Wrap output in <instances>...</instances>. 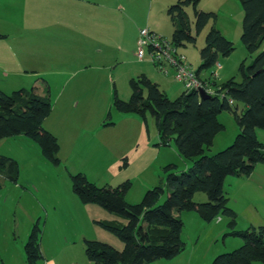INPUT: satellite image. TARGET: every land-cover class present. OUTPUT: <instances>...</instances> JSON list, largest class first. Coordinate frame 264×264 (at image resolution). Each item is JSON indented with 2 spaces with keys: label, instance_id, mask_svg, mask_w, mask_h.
<instances>
[{
  "label": "trees",
  "instance_id": "1",
  "mask_svg": "<svg viewBox=\"0 0 264 264\" xmlns=\"http://www.w3.org/2000/svg\"><path fill=\"white\" fill-rule=\"evenodd\" d=\"M238 1L244 12L243 45L249 54H257L250 66H241L242 82L231 80L217 86L213 74L207 80L201 78L202 72L219 64L220 57H229L236 50L233 42L221 31L212 28L206 36V46L200 52V67L195 72L199 79L215 86L214 95L202 99L199 91H186L171 100L159 85L145 76L131 81L133 94L130 101H121L115 95L114 108L118 112L137 115L144 121L147 114H151L158 123L160 143L167 146L173 140L185 159L195 161L187 172L168 173L165 184L147 191L138 205L126 201L132 188L131 182L116 188L98 187L89 182L84 174L72 176L73 191L82 204L100 206L128 220L125 226L100 223L103 228L116 234L125 247L118 251L106 243L86 241V254L92 264H150L175 259L185 250L182 241L184 223L175 215V212L183 211H196L205 222L223 215L231 220L230 235L242 239L243 245L239 249L218 255L212 264H264V226L237 231L236 214L229 207V199L224 191L227 177L248 178L258 165H264V144L258 140L256 133L257 129L264 130V0ZM199 2L176 0L168 11L175 23L169 42L177 49L184 47L185 42L196 41L185 14L187 6L195 8L197 34L206 28L214 16L198 11ZM6 38L0 34V40ZM236 102L246 107L241 115H237ZM224 110L235 114L241 131L230 147L208 156L206 150L213 146L216 135L224 130L219 122ZM52 111L49 89L42 92L37 88L21 89L12 94L0 89V141L26 136L39 145L42 155L49 162L61 165L58 139L43 128L44 121ZM111 125L114 124H104ZM124 165H127V161ZM173 167L168 166L166 171ZM0 176L17 183L18 163L0 156ZM198 192L207 195L206 204L194 202ZM165 193L168 194L166 201L158 205ZM42 235L43 231L34 225L25 245L27 264H41L44 261Z\"/></svg>",
  "mask_w": 264,
  "mask_h": 264
},
{
  "label": "rangeland",
  "instance_id": "2",
  "mask_svg": "<svg viewBox=\"0 0 264 264\" xmlns=\"http://www.w3.org/2000/svg\"><path fill=\"white\" fill-rule=\"evenodd\" d=\"M92 1L100 6L101 11H104L103 19L105 24H107L108 20L115 17L118 20L114 21L113 26L125 21L130 27L129 30H131L133 29V21L131 19H133L137 25L136 29L139 37L141 30L149 29L156 32L166 41L172 40L175 23L171 20L168 11L176 4V0ZM119 3H122L124 8H119L120 13L117 15V11L113 9ZM197 10L212 13L214 16L210 19L206 28L200 34H197L195 30L197 23L195 8L192 5L185 8L186 17L196 41L195 43L185 42V46L179 49V52L186 57L187 62L197 71L201 62L200 52L206 46V36L212 28H216L229 41L234 43L236 50L229 57H220L219 66L216 65L202 72L201 78L207 80L213 74L214 83L217 86L226 84L231 80L242 82L241 66L243 64L250 66L257 54H249L243 45L244 12L239 1L200 0ZM138 50L137 42V49L133 57L127 56L126 53L113 54L112 58L104 59L92 55V59L87 62V67H93L94 69L103 68L101 71L105 72L106 77H108V85L104 86L99 92V99L103 102L102 109L105 113L104 122L113 123L114 125L111 126L116 125V129L121 134L124 132V126L133 129L132 132H128L127 136L121 137L117 141V147L125 151L119 156V160L116 161L118 164L112 163L116 158L115 155H99L96 151L84 154L79 159L73 157L69 166H66L63 162L61 165L56 166L44 156L42 157L39 152L37 153L35 147L41 150L39 145H34V142L32 143L26 136L6 138L0 141V156L16 161L19 167L17 183L0 176V184L2 186L0 189V242L6 241L5 239L8 236L11 239L15 238L19 242L17 245L19 247L22 246L25 253V245L34 225H38L42 231L45 230L47 224V229L50 230H62L65 233L66 230L75 232L79 226V208L83 206L73 191L72 176L77 174H84L89 182L98 187L116 188L126 182H131L132 188L126 196V201L131 205H138L142 202L147 191L165 184L168 173L180 174L187 172L193 166L195 160L185 159L180 154L173 140L167 146L160 143L158 123L151 114H147L146 121L137 115H133L141 124V129H139L130 124V121L125 124L123 118L127 117L126 114H122L114 108L115 95L121 101H130L133 94L131 81L137 80L142 76L159 85L161 91L166 93L171 100L177 99L187 91L184 84L175 80L174 70H171L170 76H165L160 66H155L152 60L147 58L149 55L146 59L139 60L137 56ZM215 73L216 76L214 77ZM212 87L216 90L215 86L212 85ZM171 88L176 93H173ZM107 102L110 103V106L105 111ZM236 107L238 110L237 115H241L246 109L241 102H236ZM219 122L224 126V130L216 135L213 146L206 150L205 154L208 156L230 147L241 131L236 116L231 111L224 110L219 116ZM256 133L258 140L264 144V130L257 129ZM91 135L95 136L94 134ZM138 158L139 166L133 165L129 167L124 165L126 161L127 165H129V162L131 165L132 161ZM170 165L174 166L173 169L166 171V168ZM263 175L264 165H258L250 180L256 181ZM230 178L232 177H228L225 181L224 191L230 196V204L234 205L238 202V198L234 190H231L232 186H229ZM19 186H23L24 189L19 188ZM167 197L168 194L165 193L159 200L158 205H162ZM194 202L206 204L208 197L205 193L198 192L194 196ZM98 207L101 208L100 206ZM101 215L97 212L96 218L93 217L95 219L94 225L96 224L97 226L88 228L86 230L87 235L91 236L92 241L106 243L118 251H122L125 247L124 243L116 234L103 228L100 223L125 226L128 224V220L125 217L112 214L110 220L104 221L102 220L104 217H100ZM175 215L181 218L184 223L182 241L188 252L196 251L197 248L202 252L203 250H221L231 247V241H228L224 246L226 234H222L219 240H214L217 237V229H215L217 227L211 225L214 224L213 221L216 218L211 222H206V225H201L196 222L198 216L200 217L196 211L175 212ZM218 217L223 218L224 225H227V217L223 215ZM83 223L86 224L85 221ZM229 240L240 241L242 239L230 238ZM2 244L4 245V242ZM6 245L8 246L9 244L6 243ZM85 247L83 245L81 249L74 248V250L78 249L75 251L71 249L72 247L68 249L60 248L54 253L59 261L66 262L65 260H68L72 264L75 261H78L75 264H92L87 257ZM240 247L230 248L232 250L227 253H231ZM222 254L225 253L219 255ZM10 261L20 264L21 256L19 255V260Z\"/></svg>",
  "mask_w": 264,
  "mask_h": 264
},
{
  "label": "crops",
  "instance_id": "3",
  "mask_svg": "<svg viewBox=\"0 0 264 264\" xmlns=\"http://www.w3.org/2000/svg\"><path fill=\"white\" fill-rule=\"evenodd\" d=\"M119 8H124L122 3L113 9L117 15ZM104 14L92 0H0V34L7 36L0 40V89L6 94L30 88H37L39 92L50 90L53 111L44 121L43 128L58 139L61 147L59 157L66 166L70 165L73 157L79 159L84 154L96 151L99 155H115L112 163L118 164L116 161L125 151L117 147V141L133 131L124 126L121 134L116 125L104 126L105 113L99 92L108 85V77L101 71L103 68L87 67V62L92 55L101 59L120 53L135 56L139 37L137 25L131 19V30L125 21L113 26L114 21L118 20L115 17L105 24ZM109 106L107 102L105 111ZM126 116L123 118L125 124L130 121L134 127L141 129L135 116ZM34 145L37 144L34 142ZM35 149L43 157L41 150ZM133 165H140L139 158L126 166ZM251 176H231L229 186H232L231 190L238 198L236 204H230V196L225 191L228 205L236 214L237 231L264 226V175L256 181H251ZM19 188L24 189L23 186ZM81 207L79 226L75 232L50 230L46 224L41 239L45 261L41 264H72L68 260L59 261L54 252L60 248L81 249L86 241H92L86 230L97 226L94 225L97 212L102 214L100 217H104V221L112 217L97 205L83 204ZM81 220L86 223H83L84 227ZM230 221L228 218L227 225H224L223 218L217 217L211 226L217 227L214 240L226 234L224 246L231 241V247L202 252L197 248L191 253L185 248L173 260H159L150 264H211L219 254L243 244L242 240H229L237 239L230 235ZM196 222L206 225L199 216ZM5 240L2 241L4 245L0 242V263L17 264L10 260H19L20 255V264H27L23 247L17 245L18 240L9 236Z\"/></svg>",
  "mask_w": 264,
  "mask_h": 264
},
{
  "label": "built area",
  "instance_id": "4",
  "mask_svg": "<svg viewBox=\"0 0 264 264\" xmlns=\"http://www.w3.org/2000/svg\"><path fill=\"white\" fill-rule=\"evenodd\" d=\"M138 48L137 56L141 61L149 55L147 58H150L154 65L160 66L165 76H170L171 70H174L175 80L184 84L187 91L203 90L208 95L215 94L216 90L209 82L199 79L195 70L187 62L186 57L179 52V49L149 29L140 31Z\"/></svg>",
  "mask_w": 264,
  "mask_h": 264
},
{
  "label": "water",
  "instance_id": "5",
  "mask_svg": "<svg viewBox=\"0 0 264 264\" xmlns=\"http://www.w3.org/2000/svg\"><path fill=\"white\" fill-rule=\"evenodd\" d=\"M199 92H200V97H201L202 99H207V98H209V95H207V94L205 93V91L200 90Z\"/></svg>",
  "mask_w": 264,
  "mask_h": 264
}]
</instances>
